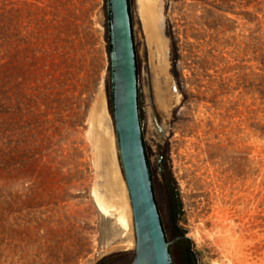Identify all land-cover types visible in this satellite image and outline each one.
I'll use <instances>...</instances> for the list:
<instances>
[{
	"label": "rangeland",
	"instance_id": "1",
	"mask_svg": "<svg viewBox=\"0 0 264 264\" xmlns=\"http://www.w3.org/2000/svg\"><path fill=\"white\" fill-rule=\"evenodd\" d=\"M149 1L154 11L141 12ZM130 9L173 263L183 264V232L196 264H264V0H130ZM106 23L104 0H0V264L20 257L7 217L34 222V264L133 262Z\"/></svg>",
	"mask_w": 264,
	"mask_h": 264
},
{
	"label": "water",
	"instance_id": "2",
	"mask_svg": "<svg viewBox=\"0 0 264 264\" xmlns=\"http://www.w3.org/2000/svg\"><path fill=\"white\" fill-rule=\"evenodd\" d=\"M112 120L136 235L132 264H174L153 187L139 111L130 0H107Z\"/></svg>",
	"mask_w": 264,
	"mask_h": 264
},
{
	"label": "bare ground",
	"instance_id": "3",
	"mask_svg": "<svg viewBox=\"0 0 264 264\" xmlns=\"http://www.w3.org/2000/svg\"><path fill=\"white\" fill-rule=\"evenodd\" d=\"M139 9L141 12L143 11H154L155 5L149 1V3H139ZM158 102L162 105L164 104L165 96L161 91L157 95ZM98 207L105 211L107 209L106 205L102 201H98ZM7 221L13 224L14 227H5L3 232L10 236L12 240L15 242V249L19 252L20 257H15L13 253L9 254V264H34V222L29 218L27 219H18L15 218H5ZM117 223L122 228L127 226V221L123 216H118ZM29 236V237H28ZM50 240L54 238V235H49ZM58 240L65 244V239L63 236H60ZM52 250L57 251L56 247H52Z\"/></svg>",
	"mask_w": 264,
	"mask_h": 264
},
{
	"label": "flooded vegetation",
	"instance_id": "4",
	"mask_svg": "<svg viewBox=\"0 0 264 264\" xmlns=\"http://www.w3.org/2000/svg\"><path fill=\"white\" fill-rule=\"evenodd\" d=\"M177 241L180 243L183 264H196L192 249L187 245L186 234L183 232H179L177 235Z\"/></svg>",
	"mask_w": 264,
	"mask_h": 264
},
{
	"label": "trees",
	"instance_id": "5",
	"mask_svg": "<svg viewBox=\"0 0 264 264\" xmlns=\"http://www.w3.org/2000/svg\"><path fill=\"white\" fill-rule=\"evenodd\" d=\"M105 2V7L107 9V0H104ZM105 29H106V46H107V55H108V67H107V70H108V77H109V80H110V67H109V46H108V30H107V23L105 25ZM1 95H2V92L0 91V103H1ZM108 103H109V111L112 115V108H111V96H110V91L108 92ZM140 111V110H139ZM140 120H141V116H140ZM141 124H142V121H141ZM170 198H171V201H172V204H173V212L175 214V211L178 210L180 208L179 204L177 203L178 199H177V194L175 195V193H172L170 195ZM187 242H189L187 240ZM189 244V243H188Z\"/></svg>",
	"mask_w": 264,
	"mask_h": 264
}]
</instances>
